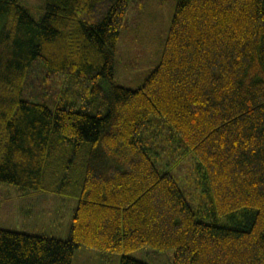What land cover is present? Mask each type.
Wrapping results in <instances>:
<instances>
[{
  "label": "trees",
  "instance_id": "trees-1",
  "mask_svg": "<svg viewBox=\"0 0 264 264\" xmlns=\"http://www.w3.org/2000/svg\"><path fill=\"white\" fill-rule=\"evenodd\" d=\"M132 1L0 0V183L77 199L66 240L0 229V264H264V0H177L136 89Z\"/></svg>",
  "mask_w": 264,
  "mask_h": 264
},
{
  "label": "rangeland",
  "instance_id": "rangeland-1",
  "mask_svg": "<svg viewBox=\"0 0 264 264\" xmlns=\"http://www.w3.org/2000/svg\"><path fill=\"white\" fill-rule=\"evenodd\" d=\"M22 2L35 19L41 16L45 0ZM176 2L132 1L125 29L117 43V83L136 89L157 66ZM30 192L24 195L18 186L0 183V229L66 240L77 199L56 196L43 190ZM127 255L148 264H173L174 252H159L145 246ZM119 258L118 254H104L82 247L75 251L72 264H117Z\"/></svg>",
  "mask_w": 264,
  "mask_h": 264
}]
</instances>
